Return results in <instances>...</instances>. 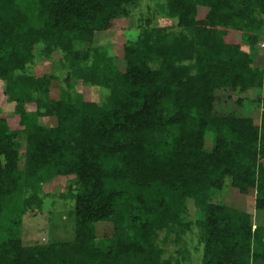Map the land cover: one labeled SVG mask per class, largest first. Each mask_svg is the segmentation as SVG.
Instances as JSON below:
<instances>
[{
    "label": "trees",
    "instance_id": "trees-1",
    "mask_svg": "<svg viewBox=\"0 0 264 264\" xmlns=\"http://www.w3.org/2000/svg\"><path fill=\"white\" fill-rule=\"evenodd\" d=\"M145 1L0 0L1 90L13 103L0 114V264H183L193 253L200 264H264V67L252 61L264 0H158L122 45L121 67L97 36ZM158 9L169 26L154 23ZM53 53L69 71L57 98L53 76L29 69ZM252 88L259 118L213 113L218 90ZM57 176L73 237L24 244L22 217ZM225 184L252 190L257 221L215 201ZM98 222L111 237L97 240Z\"/></svg>",
    "mask_w": 264,
    "mask_h": 264
},
{
    "label": "rangeland",
    "instance_id": "rangeland-1",
    "mask_svg": "<svg viewBox=\"0 0 264 264\" xmlns=\"http://www.w3.org/2000/svg\"><path fill=\"white\" fill-rule=\"evenodd\" d=\"M158 0L145 1L137 4L135 9L131 12L130 19H123L116 23V27L110 31H105L99 34L98 44L102 45L107 53L113 56L116 62L122 67V45L130 39H134L138 34V21L143 13H146L148 6L152 9L158 7ZM156 22L159 26H169V20L158 9L153 12ZM175 22L173 23V26ZM172 30H178L172 27ZM247 50V46H242ZM255 54L253 55V65L259 68L264 67V37L260 38L255 46ZM30 71L36 75L51 74L53 79L51 81L50 96L57 98L59 89L65 88V79L69 75V71L65 67L63 60L60 59L59 53H53L50 58L44 56H37L34 62L29 67ZM72 84V83H71ZM75 91H81V83L75 82L72 84ZM2 82H0V114L11 116L13 111V103L6 101L2 94ZM93 100L102 103L104 101L106 90L99 89L93 86L90 89ZM214 114H234L244 115L252 118H259L261 105V91L257 88H252L244 92H232L227 90H218L215 94ZM53 123V120L41 118V123L45 125ZM16 126V123L13 126ZM212 136L207 133L206 141L209 145V140ZM65 177H54L52 181L43 184V192L47 195L43 199L42 208L40 210L28 211L22 217V241L24 244L46 243L53 240H70L73 237L74 216L71 206H60L59 197L53 194L67 190V183ZM50 193V195H49ZM254 193L250 190L247 194H240L236 189L225 184L223 189L216 194L215 201L219 200L222 203L233 205L241 210H248L252 215L254 221H257V213L253 206ZM53 196V197H52ZM55 200L56 202H53ZM262 218V217H261ZM263 221V218L261 219ZM256 223V222H255ZM97 240L103 241L113 234L112 226L109 222L96 223ZM188 236L187 241L190 242V248L197 245L195 237ZM190 237V238H189ZM160 238V236H159ZM169 240V239H168ZM166 252L173 251L175 246L172 242L166 246ZM183 264H200V255L193 253L189 260Z\"/></svg>",
    "mask_w": 264,
    "mask_h": 264
}]
</instances>
